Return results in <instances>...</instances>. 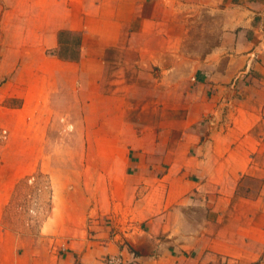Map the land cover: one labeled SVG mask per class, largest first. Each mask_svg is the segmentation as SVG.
I'll return each mask as SVG.
<instances>
[{
	"label": "crops",
	"instance_id": "crops-1",
	"mask_svg": "<svg viewBox=\"0 0 264 264\" xmlns=\"http://www.w3.org/2000/svg\"><path fill=\"white\" fill-rule=\"evenodd\" d=\"M146 67L183 83L160 135L108 90ZM67 128L87 152L64 168L45 146ZM34 173L50 200L30 237L3 212ZM112 256L264 264V0H0V264Z\"/></svg>",
	"mask_w": 264,
	"mask_h": 264
},
{
	"label": "rangeland",
	"instance_id": "rangeland-1",
	"mask_svg": "<svg viewBox=\"0 0 264 264\" xmlns=\"http://www.w3.org/2000/svg\"><path fill=\"white\" fill-rule=\"evenodd\" d=\"M157 71L161 73L162 70L158 67H146L136 72L137 74L128 71L130 73L126 76V81L121 80L112 85V90L111 87L108 89L113 92L115 97L111 99V104L131 106V111L124 114V119L132 121L137 126L136 132H152V134L160 135L167 131L165 125L168 119L173 118L174 115L178 118L183 117V113L179 109H175V106L182 100L177 98L176 94L182 88L183 83L167 81L165 73L156 76ZM167 90H170V93H167ZM68 113L64 111L65 115ZM95 117L96 120L100 119L99 115L95 114L91 120ZM120 118H123L120 113L112 114V125L117 127ZM67 119L65 123L67 121L71 123V113L68 114ZM152 126L158 127L152 128ZM116 127L111 129L112 135L116 133L119 135V129ZM90 131H95L96 135H103L104 130ZM87 132V129L78 128L74 131L69 128L62 130L58 137L63 139V143L47 144L45 151L48 154L63 153V158H65L63 167L65 168L66 164H72V161L66 158L71 159L77 154L87 152L86 146L79 143V138L86 135ZM123 132L126 135V131ZM14 147L16 146H12L11 149ZM116 147L118 146H113V152H117ZM49 200L50 182L47 175L34 173L25 177L17 184L10 202L3 212V223L11 230L33 237L49 212Z\"/></svg>",
	"mask_w": 264,
	"mask_h": 264
},
{
	"label": "built area",
	"instance_id": "built-area-1",
	"mask_svg": "<svg viewBox=\"0 0 264 264\" xmlns=\"http://www.w3.org/2000/svg\"><path fill=\"white\" fill-rule=\"evenodd\" d=\"M106 264H122V260L120 257H107Z\"/></svg>",
	"mask_w": 264,
	"mask_h": 264
},
{
	"label": "trees",
	"instance_id": "trees-1",
	"mask_svg": "<svg viewBox=\"0 0 264 264\" xmlns=\"http://www.w3.org/2000/svg\"><path fill=\"white\" fill-rule=\"evenodd\" d=\"M79 43V42H78Z\"/></svg>",
	"mask_w": 264,
	"mask_h": 264
}]
</instances>
